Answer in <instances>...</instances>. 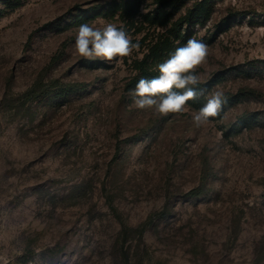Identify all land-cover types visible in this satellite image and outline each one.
I'll return each instance as SVG.
<instances>
[{"label":"rangeland","instance_id":"obj_1","mask_svg":"<svg viewBox=\"0 0 264 264\" xmlns=\"http://www.w3.org/2000/svg\"><path fill=\"white\" fill-rule=\"evenodd\" d=\"M81 23L139 48L83 58ZM189 39L201 126L132 95ZM0 264H264V0H0Z\"/></svg>","mask_w":264,"mask_h":264},{"label":"clouds","instance_id":"obj_2","mask_svg":"<svg viewBox=\"0 0 264 264\" xmlns=\"http://www.w3.org/2000/svg\"><path fill=\"white\" fill-rule=\"evenodd\" d=\"M139 44L133 43L128 33L113 24L102 30L81 23L74 41L75 52L86 59L99 58L113 61L128 57ZM208 46L196 39H189L162 63L158 64L159 75L152 79L141 78L132 92L134 104L138 109L154 108L161 115L180 113L188 101L197 98L195 86L199 78L196 69L206 62ZM225 103L223 93L215 91L207 102L193 115L197 126L207 124L211 118L220 114Z\"/></svg>","mask_w":264,"mask_h":264},{"label":"trees","instance_id":"obj_3","mask_svg":"<svg viewBox=\"0 0 264 264\" xmlns=\"http://www.w3.org/2000/svg\"><path fill=\"white\" fill-rule=\"evenodd\" d=\"M128 8L131 9V7H134V4L130 5V3H127ZM206 90V89H205ZM205 90L198 92L197 98L194 100H190L188 101V104H190L191 106L195 107V108H201L204 104L205 101L203 99V96H205Z\"/></svg>","mask_w":264,"mask_h":264}]
</instances>
